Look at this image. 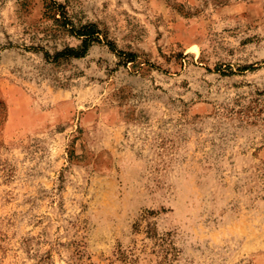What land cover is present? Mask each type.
<instances>
[{
  "label": "rangeland",
  "instance_id": "1",
  "mask_svg": "<svg viewBox=\"0 0 264 264\" xmlns=\"http://www.w3.org/2000/svg\"><path fill=\"white\" fill-rule=\"evenodd\" d=\"M56 1L102 43L0 0V264H264V0Z\"/></svg>",
  "mask_w": 264,
  "mask_h": 264
},
{
  "label": "trees",
  "instance_id": "2",
  "mask_svg": "<svg viewBox=\"0 0 264 264\" xmlns=\"http://www.w3.org/2000/svg\"><path fill=\"white\" fill-rule=\"evenodd\" d=\"M41 1L44 5L43 18L51 21L54 26L79 40L76 46H65L62 50L56 51L52 56L54 62L60 59L81 58L85 56L92 45L102 43L103 39L100 38V31L95 24L88 23L74 26L61 3L56 0ZM106 45L112 52L124 55L128 61H133L135 58V55L131 53L124 54L121 51H117L115 46L109 42H106ZM46 58H49L48 54H46Z\"/></svg>",
  "mask_w": 264,
  "mask_h": 264
}]
</instances>
